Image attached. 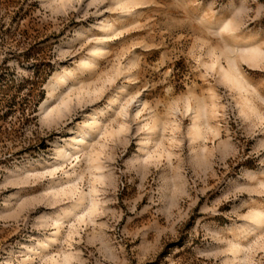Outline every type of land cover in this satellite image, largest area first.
Masks as SVG:
<instances>
[{"label":"rangeland","instance_id":"374dc122","mask_svg":"<svg viewBox=\"0 0 264 264\" xmlns=\"http://www.w3.org/2000/svg\"><path fill=\"white\" fill-rule=\"evenodd\" d=\"M259 212L264 0H0V264H264Z\"/></svg>","mask_w":264,"mask_h":264},{"label":"bare ground","instance_id":"6f19581e","mask_svg":"<svg viewBox=\"0 0 264 264\" xmlns=\"http://www.w3.org/2000/svg\"><path fill=\"white\" fill-rule=\"evenodd\" d=\"M103 24V23H102ZM103 26V25H101ZM108 26H103L102 30L106 31ZM112 29V27H109ZM109 29V30H111ZM102 50L98 47L94 48L93 54L94 56H97L100 54ZM238 51L231 52L229 51V57H228V63H229V69H225L224 67H221V70L223 72V77L227 79L230 83H232L233 87L236 88V90L240 92H248L247 88L243 84V82L240 79L241 73L239 69L237 68V65L235 63L236 60H234L231 55L236 54ZM248 54H251V59L259 58L263 55V52L261 50H254L252 52H248ZM101 55V54H100ZM261 59V58H260ZM90 61V60H89ZM92 65V62H83V67H88ZM73 72H66L65 74L61 75H56L52 82L49 84V92H48V97L47 99L43 102L42 104V110L44 111V114L46 116L51 117L54 114L58 112H62V106L67 108L69 105V102H63L61 103L60 106L58 107H52V99L55 97L56 91L63 88V86L67 83V81L71 78ZM68 97V96H67ZM127 110V109H125ZM99 114V113H98ZM103 114V113H102ZM55 116V115H54ZM96 116V114H95ZM198 117V116H197ZM198 125V124H197ZM196 125V127H198ZM100 130V124L99 121L95 118H93V122H90L89 124H85L84 126H81L80 130L75 133L76 137L73 138V143L69 144L67 148H62V150L59 152V157L61 160H65L72 152H76L80 148L84 147L85 145L88 144L89 140L97 133V131ZM196 130V129H195ZM80 200H83V196L81 197ZM75 208L69 209L66 212V216L69 217L74 214ZM264 226V213L259 212L256 214H253L251 216V221L248 224L246 228V232L249 234L252 233L256 229V227L262 228ZM57 236L58 232L48 238L47 243L49 245H54L57 242ZM46 242L42 245L43 248H45ZM239 245V244H238ZM239 252V251H237Z\"/></svg>","mask_w":264,"mask_h":264}]
</instances>
